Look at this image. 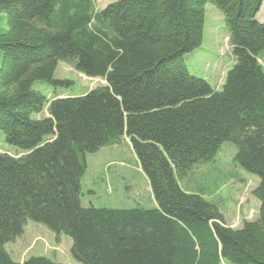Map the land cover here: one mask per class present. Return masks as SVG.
I'll use <instances>...</instances> for the list:
<instances>
[{"label":"trees","instance_id":"1","mask_svg":"<svg viewBox=\"0 0 264 264\" xmlns=\"http://www.w3.org/2000/svg\"><path fill=\"white\" fill-rule=\"evenodd\" d=\"M263 0H0V264L27 220L72 239L76 264H264ZM223 17L234 64L220 90L182 57L203 41L205 6ZM59 62L105 84L51 100L35 81L68 84ZM46 111L40 118L32 117ZM125 135L156 207L82 206L85 156ZM223 141L259 178L258 217L229 227L217 205L178 179ZM21 264H60L31 256Z\"/></svg>","mask_w":264,"mask_h":264},{"label":"rangeland","instance_id":"2","mask_svg":"<svg viewBox=\"0 0 264 264\" xmlns=\"http://www.w3.org/2000/svg\"><path fill=\"white\" fill-rule=\"evenodd\" d=\"M116 0H94L95 9H102ZM205 23L201 45L182 57L188 71L204 79L213 89L220 90L226 72L234 64L231 46L227 42L223 17L211 4L205 6ZM264 20V0L257 13ZM5 27V15L0 12V32ZM264 70V51L258 56ZM56 80L68 84L53 87L46 81H35L32 89L43 93L47 99L57 96L76 97L105 82L100 78L86 77L75 71L68 63L59 62L53 73ZM46 111L33 114L40 118ZM0 152L19 156V148L8 144L0 131ZM235 145L223 141L211 161L194 166L188 174L178 179L182 190L198 194L213 202L223 215L227 225L240 228L243 221L258 217L259 202L252 190L259 178L243 170L234 160ZM86 170L81 179L82 206L132 208L156 207L147 178L139 168L129 139L123 135L117 143L101 147L85 156ZM16 241V242H15ZM8 242L5 250L13 261L21 262L31 256H43L60 264H76L71 254V237L61 234L58 242L55 234L44 224L27 220L23 234ZM10 248L13 250L10 251Z\"/></svg>","mask_w":264,"mask_h":264},{"label":"crops","instance_id":"3","mask_svg":"<svg viewBox=\"0 0 264 264\" xmlns=\"http://www.w3.org/2000/svg\"><path fill=\"white\" fill-rule=\"evenodd\" d=\"M256 19H257L258 21H260V19L258 18V16H256ZM225 223H226V221H225ZM226 224H227V223H226ZM22 234H23V233H22ZM15 240H17V238H16ZM15 240H14V241H15ZM15 242H16V241H15ZM5 246H6V244H5ZM11 250H13V248H10V251H11ZM7 252H8V251H7ZM11 252H12V251H11ZM8 253H9V255H10V252H8ZM10 256H11V255H10ZM16 261H17V260H16ZM16 261H15V262H16ZM23 261H24V260H23ZM23 261L18 262V263L21 264Z\"/></svg>","mask_w":264,"mask_h":264}]
</instances>
